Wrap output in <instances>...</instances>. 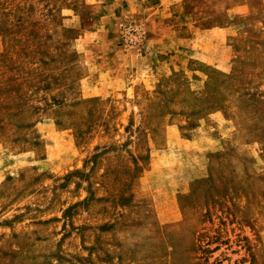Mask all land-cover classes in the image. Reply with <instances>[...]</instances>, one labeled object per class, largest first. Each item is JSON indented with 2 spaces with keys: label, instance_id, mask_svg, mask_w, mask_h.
I'll list each match as a JSON object with an SVG mask.
<instances>
[{
  "label": "rangeland",
  "instance_id": "374dc122",
  "mask_svg": "<svg viewBox=\"0 0 264 264\" xmlns=\"http://www.w3.org/2000/svg\"><path fill=\"white\" fill-rule=\"evenodd\" d=\"M0 264H264V0H0Z\"/></svg>",
  "mask_w": 264,
  "mask_h": 264
}]
</instances>
